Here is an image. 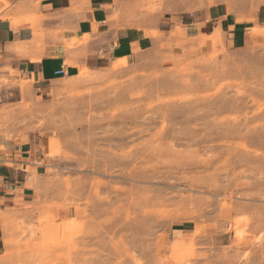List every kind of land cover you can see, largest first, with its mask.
<instances>
[{
  "label": "rangeland",
  "instance_id": "obj_1",
  "mask_svg": "<svg viewBox=\"0 0 264 264\" xmlns=\"http://www.w3.org/2000/svg\"><path fill=\"white\" fill-rule=\"evenodd\" d=\"M263 6L182 0V13ZM254 35L231 49L178 28L45 91L0 59V146L30 136L43 151L30 196L5 211L0 264H264V27Z\"/></svg>",
  "mask_w": 264,
  "mask_h": 264
},
{
  "label": "crops",
  "instance_id": "obj_2",
  "mask_svg": "<svg viewBox=\"0 0 264 264\" xmlns=\"http://www.w3.org/2000/svg\"><path fill=\"white\" fill-rule=\"evenodd\" d=\"M182 27L194 42L219 31L229 48L240 49L254 32L252 40L259 38L264 6L254 17L238 19L212 11L182 13V0H0V59L35 73L38 90L45 91L50 82L77 76L83 67L134 60ZM34 142L30 136H18L0 146V256L7 247L5 211L26 202L33 162L43 154L37 153Z\"/></svg>",
  "mask_w": 264,
  "mask_h": 264
},
{
  "label": "built area",
  "instance_id": "obj_3",
  "mask_svg": "<svg viewBox=\"0 0 264 264\" xmlns=\"http://www.w3.org/2000/svg\"><path fill=\"white\" fill-rule=\"evenodd\" d=\"M58 74H63V71L61 70V71H59V72H57Z\"/></svg>",
  "mask_w": 264,
  "mask_h": 264
}]
</instances>
